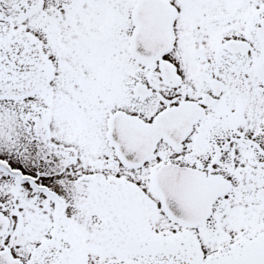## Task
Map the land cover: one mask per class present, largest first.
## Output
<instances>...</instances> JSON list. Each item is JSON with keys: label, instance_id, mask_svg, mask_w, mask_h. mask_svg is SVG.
<instances>
[{"label": "snow or ice", "instance_id": "snow-or-ice-1", "mask_svg": "<svg viewBox=\"0 0 264 264\" xmlns=\"http://www.w3.org/2000/svg\"><path fill=\"white\" fill-rule=\"evenodd\" d=\"M0 264H264V0H0Z\"/></svg>", "mask_w": 264, "mask_h": 264}]
</instances>
